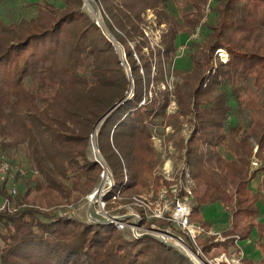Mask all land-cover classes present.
Wrapping results in <instances>:
<instances>
[{
	"label": "trees",
	"instance_id": "1",
	"mask_svg": "<svg viewBox=\"0 0 264 264\" xmlns=\"http://www.w3.org/2000/svg\"><path fill=\"white\" fill-rule=\"evenodd\" d=\"M52 1L36 2L34 17L10 23L0 18V151L23 147L41 177L23 181L24 193L17 198L26 201L35 190L51 206L95 186L101 168L90 156V135L128 89L124 54L132 96L97 130L98 149L112 173L126 170L127 189L140 190L157 164L153 125L160 119L174 125L188 120L193 131L186 161L194 192L204 187L194 198L191 219L206 227L199 207L223 202L231 215L223 244L238 251L235 238L247 239L256 229L263 258L243 263L264 264V223L256 220L264 203V0H217L186 72L172 69L176 39L195 29L208 0H172L183 8L179 16L171 11V0H88L117 46L87 11L85 0ZM152 31L159 32L155 46L146 35ZM217 49L225 50L228 59L214 66ZM170 72L177 78L172 91L161 88ZM172 97L176 110L167 116ZM246 110L247 127L230 123L232 115ZM222 146L233 158L221 155ZM258 175L262 180L253 191L249 183ZM5 183L0 195L11 199ZM229 184L235 185L232 196ZM0 228V264H191L177 261L170 246L150 235L133 239L112 224L29 207L0 211ZM208 238L199 241L205 250Z\"/></svg>",
	"mask_w": 264,
	"mask_h": 264
},
{
	"label": "built area",
	"instance_id": "2",
	"mask_svg": "<svg viewBox=\"0 0 264 264\" xmlns=\"http://www.w3.org/2000/svg\"><path fill=\"white\" fill-rule=\"evenodd\" d=\"M206 8L209 9V5ZM204 20H206V17ZM200 34L201 24L196 27L186 43L177 48L173 65L176 59L181 57L187 50L189 39L193 40ZM146 35H148L147 32ZM215 55L223 63L228 59L227 53L222 49H217ZM173 79V74L170 72L166 75L161 88L172 90ZM148 97H151V92H149ZM145 101L144 96L140 105L145 104ZM172 106H168L167 114L173 110L175 111V105L172 104ZM182 125L184 127L180 128L179 133L184 137V140L179 143L180 149L178 151L175 148L174 141L170 138V135L174 133L171 123L163 122L160 126L161 131L157 126H153L151 131L152 145L162 163L163 183L158 189L150 187L146 192L130 195L124 203L119 204L121 191L126 185L128 177L125 175L122 182H115L105 163L100 161L99 166L102 169L101 176L103 180L93 193L87 197L90 208L85 213L84 222L112 224L117 230L127 232L128 236L133 239L150 235L165 245L177 249L192 264H244L239 250L233 251V254L230 255L222 253L212 260H209L203 252V248L199 243L202 237L213 238V243H209V247L216 246L212 245L216 244L215 242L221 244L226 240V237H223L220 232L211 231L191 219L195 198V181L186 161V148L191 126L187 127L185 123H181L180 127ZM178 155L181 158L179 160H177ZM252 164L258 166L257 161H252ZM12 170L13 167L6 157L1 155L0 176L8 175V172L10 173ZM17 171L22 177L28 174L24 169H18ZM31 173L33 175L37 174L35 170H32ZM10 176L13 177L14 175L10 174ZM115 189L117 190L114 191ZM16 193L17 188L13 187L10 194ZM53 213L59 217H72L74 207L67 203L63 207L53 210ZM235 239V242L239 240L238 237Z\"/></svg>",
	"mask_w": 264,
	"mask_h": 264
},
{
	"label": "rangeland",
	"instance_id": "3",
	"mask_svg": "<svg viewBox=\"0 0 264 264\" xmlns=\"http://www.w3.org/2000/svg\"><path fill=\"white\" fill-rule=\"evenodd\" d=\"M42 1L43 0H0V18L4 23H10V22H16L23 17H26V18L34 17L36 15V12H37V8H36L35 3L36 2H42ZM49 1L53 2L52 0H49ZM85 2L87 3V4L85 3L87 11H88V9H92V13L88 11L90 13V15L92 17H94L93 14L95 12L99 15L100 20H102L101 19V13L97 12L88 0H85ZM208 2H209V0L207 1L205 6L203 7V12H202L203 16H202L200 22L198 23V25L201 24V31H202V24L204 22H206L207 20H209L210 17H212V14H213L212 8L216 4L217 0H211L209 3ZM54 4L57 6L61 5L60 1H54ZM207 5H209V9L206 8ZM169 7H170L171 11L173 13H175L177 16H179L182 13L183 8H180L177 5V3L172 1V0L169 3ZM151 15H149V17H151ZM205 17H206V20H204ZM196 27H195V29H196ZM195 29L190 34L181 33L178 35V37L176 39L177 48L180 45L186 43L187 39L195 31ZM158 33H159L158 31L148 32V36L150 38V43L152 46H155L157 41H158ZM203 38H204V35L198 36L197 38H193L194 41L189 39L187 50L184 52V54L181 57L176 59L174 65H172V68L179 70L181 72H186V71L190 70L191 59H190L189 54L191 52L199 49V47L202 45ZM214 56H215L214 57V66H215L217 61H220V62H222V61L215 54H214ZM135 57H136L137 61H139L136 55H135ZM176 83H177V78L174 77L173 83H172L173 89H174ZM133 86H134V83H133ZM128 87H129V84L127 85V88ZM133 89H134V87H133ZM172 90H170V91H172ZM131 93L132 92H130L129 98L131 97ZM151 95H152V93H151ZM261 102H262V104H264V95L262 96ZM172 104H174L175 105L174 107H176V102H175L173 97L171 98L168 106L173 107ZM175 110H176V108H175ZM173 111L171 113L167 114L168 112L166 110L167 116L173 114L175 112V111L174 112ZM235 115H236V118L233 115L230 117V123L232 125H237L238 123H240L246 127L249 125V112L247 110L244 111L243 114L236 112ZM156 123L157 124H154L153 126H157L160 130L161 123H163V122H161V119H160ZM181 123H185V125L187 127L191 126V128L189 129L190 130L189 136H190L192 131H193L192 124H190L188 122V120H185V119H183ZM181 123H180V125H181ZM171 125L174 128L173 129L174 133H172L170 135V138L174 141L175 148L178 151L180 149L179 143L184 140V137H182V135H180V133H179L180 128L184 127L183 126L184 124L181 127H180V125H174L173 123H171ZM152 129H153V127L151 128V131H152ZM97 130H98V127H97ZM92 132H93V130H92ZM151 145H152V142H151ZM152 149H153L154 158L157 161V164L149 173H147L146 183L138 191L135 189H130V190L127 189L126 186H127L128 181H129V175L126 172V170L122 171V175H114L112 173V171H113L112 168L106 163L104 157L102 156V154L100 153V151L98 149V152L102 158V161L105 163V165L109 171V174H111V176L114 178L115 182H117V183L122 182L125 175L128 177L126 185L124 186V188H122L121 199L119 201V204L124 203L126 201V199L128 197H130V195H133L136 193H141V192H146L150 189V187H152L154 189H158L159 186L163 183V181H162L163 175L161 172V169H162L161 164L162 163H161V160L158 157L157 152H156L153 145H152ZM89 151H90L91 158H94L95 156H94L93 148L91 145V135H90V141H89ZM255 151H256V148H254V152ZM219 152L225 158H228V159L233 158V155L228 151V149L225 146L220 147ZM1 155H4L6 157L9 164L13 167V170L10 173L8 172V175L6 174L4 176H0V185H4L3 184L4 181L6 182L5 183V190H6V193L8 194V196L10 195V197H11V199H9V198H6V197L0 195V211H3V210L14 211L17 207H29V208L37 209V210L42 211V212L49 214V215H54L53 210H57L59 207H63L64 205H66L68 203V204L73 205V207H74V214L72 215V217L78 221H81V222L85 221V217H86L85 213L90 208L89 202L87 201V197L90 194H92L93 191L95 190V188L101 184V182L103 180V178L101 176L102 175V169L100 171L99 179H98L97 183L95 184V186H93V188L88 193L78 194L77 192L73 191L71 197L66 198V199H61V200L58 199L55 202V204L48 206V205H46L45 201H42L40 194L36 193L35 190L31 191L30 195L27 196L26 201H23V200L21 201L17 198L19 194H20V196H22L21 194L24 193L23 181L30 180L31 178L41 179L39 173L37 172L38 170H37L35 161L33 160V158L30 155H28L26 153L24 148L20 146L15 151L13 149H10L8 152L0 151V156ZM177 158H178L177 160L181 159L180 155H178ZM177 160H175V161L179 162ZM252 160L256 161V158L253 157ZM251 167L256 168L257 166H254L251 163ZM18 169H24L27 171L28 174L26 173L27 175H25L23 177L18 176L17 178L10 176V174L15 175L18 172L17 171ZM32 170H35L37 172V174L33 175L31 173ZM8 176H10V177L8 178ZM260 176L261 175H258L257 177H260ZM257 177H255V178H257ZM253 181H254L253 182V186H254L256 184L257 179H254ZM66 183L70 186V182L66 181ZM13 187L17 188V193L11 195L10 190ZM234 189H235L234 184L228 185L227 190H228V193L230 196H232ZM116 190L117 189H115L114 191H116ZM203 191H204V187L197 188L195 196H199ZM194 205H195V202L193 201V206ZM229 205H231V204H229ZM199 209H200L201 215L203 216V219L205 221H207L208 224L210 222L214 229L221 230V229L225 228L228 220L231 218V215L228 212L230 209L227 210L226 206H224L223 202L204 204V205L200 206ZM261 214H262L261 220H263V222H264V207H263V210L261 211ZM229 229H230V227H229ZM211 231H213V230H211ZM215 232H219V231H215ZM124 233L127 234V232H124ZM221 235L223 237H226L225 234L223 235V233H221ZM253 237H254V239L257 238V232L256 231L253 233ZM202 239H207V238L202 237L200 240H202ZM208 239H210L209 243H213V238H208ZM247 239H244V241H242V243L241 242L238 243L239 240L237 241V245H238L237 247H239L241 249V251H240V249L238 248L239 251L242 253V258H243V256H245L246 258H256L255 255L257 256L258 253H256V251H255L256 254L254 253V255H253V253H251L252 250H255V245H250V240H249L250 238L248 240ZM224 242H222L221 244L215 242L216 244H212V245H216V246H211V247H209L208 250H205L202 247L204 254L208 257L209 260H212L213 258L221 255L222 253L227 254V255H230L232 253L233 248L229 247L227 249L226 246L223 244ZM171 248H172L171 253H172L173 257L177 261H183L186 263V260L188 258L185 257L182 253H180L177 249H175L173 247H171ZM190 263L192 264L191 261H190Z\"/></svg>",
	"mask_w": 264,
	"mask_h": 264
},
{
	"label": "water",
	"instance_id": "4",
	"mask_svg": "<svg viewBox=\"0 0 264 264\" xmlns=\"http://www.w3.org/2000/svg\"><path fill=\"white\" fill-rule=\"evenodd\" d=\"M89 12L92 13V9H88ZM94 17L96 19V23L103 29V31L106 33V35L109 37V39H111L113 41V45L114 46H117V43L113 40L112 36L108 33L107 29L105 28V26L103 25L102 21L100 20L99 18V15L97 13L94 12ZM121 63L123 64V66L125 67L126 69V74L129 78V87H128V90L126 91L125 93V96L117 103H115L98 121L97 123L95 124L94 126V129H93V132L91 134V145H92V148H93V152L95 153V161H97L98 163L102 161V158L98 152V144H97V127L99 126V124L101 123V121L108 115L110 114L116 107H118L121 103H123L124 101H126L127 99H129V95H130V92H132L133 90V79H132V76H131V72H130V69L128 67V64H127V61L125 59V55L123 54L121 56Z\"/></svg>",
	"mask_w": 264,
	"mask_h": 264
},
{
	"label": "crops",
	"instance_id": "5",
	"mask_svg": "<svg viewBox=\"0 0 264 264\" xmlns=\"http://www.w3.org/2000/svg\"><path fill=\"white\" fill-rule=\"evenodd\" d=\"M254 179H257V181H256V184L253 186V180ZM253 180H251L250 181V183H249V187H250V189H252L253 191H256L257 190V188H258V186L260 185V183H261V180H262V175L260 176V177H257V178H254ZM223 206V205H222ZM263 207H264V203H259V213H258V215H257V217H256V220L257 221H259V222H262V223H264L263 222V220H261L262 218H261V216H262V214H261V211L263 210ZM224 208V207H223ZM208 229H210V230H213V231H219V232H221V233H223V235L225 234V232L229 229V227H230V219L228 220V222H227V225L225 226V228H223V229H221V230H218V229H214L213 227H212V225H211V223L209 222V224L206 226ZM257 232V230L256 229H253L252 230V232H251V234H250V236H249V240H250V245H255V250H252L251 251V253H253V255H254V253H255V251H256V253H258V255L256 256L255 255V257L256 258H246L245 256H243V258H242V260H243V262L244 261H246V260H253V261H255L256 263H259L260 261H261V259L263 258V253H262V251H261V249L259 248V245H258V243H257V241H258V239H259V234H258V232H257V238H255L254 239V237H253V233L254 232ZM247 239V240H248ZM242 241H244V240H240L239 239V241H238V243L239 242H241L242 243ZM261 242H262V244L264 245V234L262 235V238H261ZM236 246H238L237 245V242H236ZM239 248V247H238ZM240 249V248H239ZM238 249V250H239ZM234 251V250H233ZM240 251H241V249H240ZM255 253V254H256ZM242 254V253H241Z\"/></svg>",
	"mask_w": 264,
	"mask_h": 264
}]
</instances>
